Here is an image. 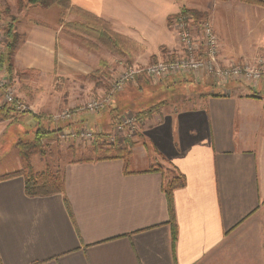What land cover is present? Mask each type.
Segmentation results:
<instances>
[{"label":"crops","instance_id":"1","mask_svg":"<svg viewBox=\"0 0 264 264\" xmlns=\"http://www.w3.org/2000/svg\"><path fill=\"white\" fill-rule=\"evenodd\" d=\"M214 1L222 10L213 4L208 16L218 28L219 18L228 14L225 4L233 5L234 0ZM204 2L70 0L140 47L125 54L126 64L115 58L119 64L115 72L153 55L165 59L178 52L176 31L168 20L182 6L206 13ZM65 16L71 21L78 14L67 10ZM17 24L18 20L14 31L22 36L13 53L17 97L39 116L73 110V119L59 121L57 127L79 129L85 116L80 118V110H75L85 94L78 91L90 88V80L86 85L79 80L100 69V60L111 70L113 59L68 42L60 36L61 25ZM258 41L249 42L241 52L219 39L220 59L246 61L255 55ZM145 81L137 77L118 101L126 103L135 99V90L148 88L162 89L164 104L139 119L141 145L135 143L125 157L66 162L61 166L64 192L44 196L26 195L22 175L1 178L20 170L22 161L0 174V264H264V85L234 81L222 85L210 76L189 73L169 75L152 86ZM252 91L260 95L253 96ZM109 103L104 108L110 111ZM104 108L96 115L103 121L108 119ZM121 111L137 112L126 107ZM29 114L18 120L38 125ZM8 122L0 118V135ZM122 143L119 139L115 145ZM136 161L144 162L143 167ZM156 164L184 177V185L172 192L174 246L164 177L151 169Z\"/></svg>","mask_w":264,"mask_h":264},{"label":"rangeland","instance_id":"2","mask_svg":"<svg viewBox=\"0 0 264 264\" xmlns=\"http://www.w3.org/2000/svg\"><path fill=\"white\" fill-rule=\"evenodd\" d=\"M233 5L225 4L228 8V12L226 11V14L224 17H220L218 28H214L213 24L210 21V17L208 16V13L211 11V8L214 7L216 10H222L221 4L215 6L217 4L214 0H205L204 5L207 7L208 12L205 19H201L199 24H196L194 22H189L188 28H192L193 34L199 33V28H201V24L203 22H209L212 27L214 28L218 40H224L228 43H233L236 47H238V51H245L247 45L249 42L253 41L254 39H258V45L256 47L255 54L257 53H264V7L258 6V5H251L242 3L238 0L232 1ZM214 4V6H212ZM209 6V7H208ZM212 6V7H211ZM0 10L3 13L1 14V19L3 20L4 24H7V18L9 16H13L18 20L17 27L18 28H34V26H43L44 28H57L59 25H61V33L60 36L64 38L66 37L67 41L76 44L79 47L86 48L88 50H93L94 52L98 53L100 56H104L108 59H113L111 61L112 69L109 70V64L108 66H103L100 69L91 71L90 75H84L79 82L81 84L87 83V79L90 80V88H84L78 91V94L82 96V94H85V98L81 100L80 103H78L79 107L84 106L85 102L90 98H97L100 97L106 92L109 84L110 74L112 72H115L117 70L115 68V58L120 61L123 64H126L125 57H120L119 55L112 54L108 51L107 48H105L103 45L99 44V48L102 50L100 52L95 51V49H90L87 46L83 45L80 41V38L82 35H84L83 32H81L80 29L75 28L74 26H69L66 24L68 19L65 16V13H62L60 8L57 6H52L48 8L40 7L38 5L28 4L23 2L22 0H0ZM218 18V17H217ZM67 19V20H66ZM73 20H80V17H73ZM175 20L173 18H170V25L169 28H177L175 25ZM16 23V21H15ZM174 25V26H173ZM109 28L113 30V28ZM165 28V27H163ZM77 29V30H76ZM136 30H139L141 37L147 39L150 43L155 44L156 40L153 38L148 39V35L145 34L142 29L135 28L133 29L134 32ZM64 32V33H63ZM119 34V32H118ZM122 35V34H121ZM77 36V37H76ZM126 37L125 35H123ZM177 36V34H176ZM17 42L16 45L19 43V41L22 39V36L20 34L17 35ZM157 37V36H156ZM155 37V39H156ZM159 39H162L160 37ZM146 40V41H147ZM177 40L179 42V38L177 37ZM127 48L132 49L131 51H136L140 49V47L132 42L127 43ZM124 45V44H123ZM16 48V47H15ZM165 52V51H163ZM95 53V54H96ZM116 55L115 57H110L111 55ZM254 56V54L252 55ZM249 57L247 60L252 58ZM123 58V59H122ZM148 58V59H147ZM146 61L144 63H141L138 61V64H147L151 63L157 60L162 59H156V56H150L147 57ZM163 58V57H162ZM108 63V62H107ZM119 65V64H118ZM114 67V68H113ZM125 67V66H124ZM14 69V68H13ZM12 69V74H8L9 78L12 80V85L15 88V91L18 89L19 82H18V72H14ZM8 72V71H7ZM88 76V78H86ZM85 79V80H82ZM147 84L151 85L150 83H155L148 78H146ZM143 82V81H142ZM144 82V83H145ZM146 85V84H145ZM140 86V85H139ZM152 86V85H151ZM141 87V86H140ZM124 94V93H123ZM17 95V92H16ZM125 97V96H124ZM135 99H129L126 103H122L125 106H118V92L114 94L113 98L114 101L109 103L111 106V109H114L113 113L118 114L119 109L121 107H126L133 109L134 111H140L150 105H154L164 99V95L162 93V89L160 90H152V89H146L145 91L141 90H135L134 93ZM164 101V100H163ZM168 101V100H167ZM141 103V104H140ZM0 105H4L1 103ZM101 110L95 113H89L86 110L81 109L80 118L85 116V119L83 121H77L78 123H83L80 128H87L90 131H93V137L91 138H81V137H75V138H66L62 136V132H66L67 129L58 128L56 121H45L43 125L54 128L56 131L52 133H47L42 138V145H44L45 153L44 155L41 154H34L30 157L31 164L33 166V169L37 171H43L46 168L51 169H58L61 168V166L69 161H73L76 159L83 158L86 156L87 150L92 147V142L94 141V135L95 133H103L108 134L111 132L113 125H112V118L109 117V109L108 107H105L102 110V114L107 115L108 119L104 118L105 121L100 120V118L96 115L100 113ZM86 113V115L84 113ZM122 112V111H121ZM124 112V111H123ZM84 114V115H82ZM73 117V116H72ZM70 118L68 120H71L73 118ZM105 117V116H104ZM75 118H78L76 115ZM6 120V119H4ZM9 120V119H8ZM64 120V121H68ZM79 120V119H78ZM47 122V123H46ZM55 122V124H54ZM62 122H60L61 124ZM70 127V126H69ZM36 128V123L34 121H28L26 118H22L18 121H15L13 123L8 122V125L6 127V130L0 135V174L5 173V171H10V169H13V167H16V163L21 158L18 154V151L15 147L16 140L22 139L24 141H31L34 140V130ZM69 129H76L75 127H71ZM140 126L138 125L137 128L134 130V133L132 135L128 136L125 132L119 134L120 138L123 140V143L120 145H109L106 143L105 140H102L101 143L104 145V147H120V148H126L128 150H131L134 144L136 143L138 147H140L142 142V137L140 136ZM151 152V151H150ZM135 154L138 153L135 151ZM134 164V163H133ZM144 162L136 161L135 165L138 167H143Z\"/></svg>","mask_w":264,"mask_h":264},{"label":"built area","instance_id":"3","mask_svg":"<svg viewBox=\"0 0 264 264\" xmlns=\"http://www.w3.org/2000/svg\"><path fill=\"white\" fill-rule=\"evenodd\" d=\"M180 50L169 57L147 64H132L112 73L106 92L100 97L89 98L84 106L77 110L95 113L104 108L116 92L134 84L137 77L143 76L152 81L162 80L169 75L192 74L194 77H212L218 84L228 82L247 83L251 87L264 85V53L255 54L251 59L242 62H223L219 56V40L209 22H203L198 34H193L188 28L189 22L184 17L174 19ZM6 48V25L0 18V57ZM0 98L3 104L13 108L14 113L29 111L28 107L17 97L12 80L9 78L6 66L0 64ZM74 112L64 109L51 115L53 121L68 120ZM139 125V119L134 112L124 111L114 120L113 129L103 135V140L109 145H115L121 133L128 136L134 133ZM66 138H91L94 132L87 128L68 129L61 133ZM96 134V133H95ZM95 136V135H94Z\"/></svg>","mask_w":264,"mask_h":264},{"label":"trees","instance_id":"4","mask_svg":"<svg viewBox=\"0 0 264 264\" xmlns=\"http://www.w3.org/2000/svg\"><path fill=\"white\" fill-rule=\"evenodd\" d=\"M25 3L38 5L40 7L48 8L52 6H57L60 8L61 12L64 13L67 10L78 14L80 20L69 21L66 24L69 26H74L81 30L84 33L80 38V41L83 45L87 46L90 49H99V44L103 45L111 53H118L120 57H125V54L131 51L127 48V43H132L130 39L124 37L121 34H117L109 28V24L104 20L92 16L85 11L78 9L75 6L70 4V0H22ZM226 1V0H221ZM242 3L258 5L264 7V0H238ZM3 13L0 10V18ZM207 13L201 12L199 10L191 9L182 6L180 11L173 17V20L178 17H184L190 22L199 24L201 19L206 18ZM16 18L9 16L7 18L6 24V48L5 53L0 57V64L5 65L8 71V74H12L13 69V53L16 47L17 42V33L14 31ZM170 23V19L168 20ZM77 30V29H76ZM77 37V36H76ZM124 44V45H123ZM155 62V61H154ZM99 65L101 67L106 66L105 60H100ZM117 93V92H116ZM115 94V93H114ZM112 95V98L114 96ZM123 93L119 91L118 95ZM251 95L259 96L258 91H252ZM124 103V102H123ZM121 104V105H120ZM164 104V101H160L154 105H150L140 111L135 112L138 119H142L148 114L158 111ZM123 106L121 102L118 101V106ZM122 108V107H121ZM118 114H114V109H110L109 117L112 120L120 115L121 109H119ZM29 111L23 112L21 114L14 113L13 108L7 104L0 105V118L9 119L10 123L18 121L19 116L24 114H29ZM32 118L36 119L37 124L34 130V140L24 141L22 139H17L15 147L18 151V154L22 161V168L20 170L13 171L11 173L5 174L1 178H8L15 175H22L24 178V192L28 196H44L51 195L55 193L64 192V178L61 172V168L51 169L46 168L43 171H37L33 169L31 164L30 157L34 154L44 155V145H42V138L47 133L55 132L54 128L47 127L43 125L40 118L45 117L49 122L52 118L51 116H39L35 114H29ZM118 115V116H117ZM117 116V117H116ZM114 122V121H113ZM103 133H96L94 136V141L92 142V147L87 150L86 156L76 161H90L92 159H106V158H118L125 157L130 150L126 148L116 147H104L101 143L103 140ZM151 169L160 171L164 177L163 191L165 193L167 204H168V213L169 219L168 223L171 229V239L172 246H174L176 237H177V227L175 223L174 208H173V197L172 192L174 189L182 187L184 185V177L177 173L173 169L166 168L162 164H156V166ZM0 178V179H1Z\"/></svg>","mask_w":264,"mask_h":264}]
</instances>
